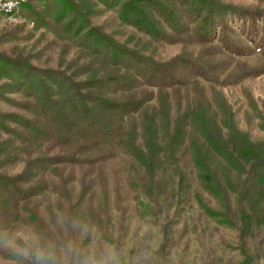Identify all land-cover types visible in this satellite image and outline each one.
Masks as SVG:
<instances>
[{"label":"rangeland","instance_id":"1","mask_svg":"<svg viewBox=\"0 0 264 264\" xmlns=\"http://www.w3.org/2000/svg\"><path fill=\"white\" fill-rule=\"evenodd\" d=\"M74 1L89 12L92 27L99 28L127 48L157 63H166L181 55L201 57L205 63L217 65L215 74L219 83L197 78L192 80L195 85L189 84L176 91L165 90L162 96L167 97L170 106L169 131L161 127L159 101L162 96L157 88L143 84L130 91L113 87L105 91L94 90L95 94L110 101H125L132 97L140 99L142 96L153 94L151 100L131 117L136 144L145 151L141 119L145 111L148 115H156L154 123L157 125L155 145L158 151V178L153 182H146L145 179L144 183H135L136 176L127 163L133 157L124 152L118 144L112 151V157L102 165L85 166L82 170L77 166H66L62 176H57L51 170L27 169L28 163L36 157L51 158L62 154L63 147L48 151L49 142L33 139L23 128L6 120L5 124L23 133V137L21 140L8 138L0 132V141L8 139L6 147L10 152V162L3 167L2 172L12 178L23 175V179L18 182L23 188L40 180L47 184V188L37 192L33 198L41 221L34 220L20 208L24 217L29 216V221L23 218L18 222H10L6 230L16 232L18 229H27L44 235L55 234L72 238L74 234L61 228L58 221L61 218L74 219L94 226L106 238L116 237L117 241L126 242L131 249L130 264L145 246L155 250L156 264H264V198L255 206V211L251 212L248 201H254L253 190L249 189L248 198L240 206L235 202L237 195L229 193L232 224L228 222L229 217L214 218L204 212L197 199L198 192L213 209L221 208L199 185L190 147V119L184 120L178 134L174 131L175 119L189 106L193 107L197 102V95L200 94L211 105V112H216L218 121L223 114L217 106V103L221 102L230 109L239 132L246 134L255 145L264 142V0H216L233 7V10L228 11L223 18L216 17L214 30L203 39L197 36L195 25L184 17L183 20L189 24V29L184 32L183 41L179 43L156 41L133 25L122 22L119 15L122 5L106 8L99 0ZM174 1L176 9L183 11L184 8L182 9L178 0ZM49 10L51 14L55 13L53 8ZM39 11L47 23L55 26L47 10ZM31 13L20 9L17 14L0 18V53L12 58L29 57V65L36 70L34 74H39L43 82L51 88L53 99H64L69 106L70 100L54 81L47 78V73L64 72L70 76L75 69L69 68L71 61L76 60V64L80 66L90 58L80 52L75 41L63 40L52 29L34 19ZM14 33H17L19 39L6 41ZM3 36L6 38L3 39ZM228 40L234 43L235 47L246 48L249 54H233L225 47ZM256 70V74L238 83L232 82L242 73ZM88 75L80 74L73 77V80L80 82ZM8 77L9 75L2 71L0 88L5 84L13 85ZM2 95L4 98L0 100V113H17L31 121L43 120L38 108L29 111L14 104L36 103L23 90L6 88ZM63 108L67 109L65 106ZM126 122V117L122 121L120 117L113 115L108 121V126L118 128L125 126ZM223 133L227 139V130L224 129ZM199 144L203 148L204 156L221 174L223 168L227 167L226 163L209 150L203 140L199 139ZM37 147L42 148L41 152L36 150ZM136 167L140 168L137 164ZM139 173L144 176V169L140 168ZM235 178L236 174L233 172L232 179ZM62 183H66L67 193L57 188V185ZM146 187L150 190L148 194ZM245 213H248L251 219L243 240V250L241 230ZM0 264H20V261L10 250L0 248Z\"/></svg>","mask_w":264,"mask_h":264},{"label":"trees","instance_id":"2","mask_svg":"<svg viewBox=\"0 0 264 264\" xmlns=\"http://www.w3.org/2000/svg\"><path fill=\"white\" fill-rule=\"evenodd\" d=\"M99 1L106 8L122 5L119 12L122 22L133 25L156 41L164 40L169 43L183 41V34L189 29V24L183 20L184 17L195 25L198 30L197 36L203 39L214 30L216 17L223 18L228 11L233 10V7L223 5L216 0H178L182 9L184 8L180 12L176 9L174 0ZM52 8L55 13L51 14L49 9ZM22 9L32 12L34 19L52 29L63 40L75 41L80 52L90 58L87 63L80 66L76 64V60L71 61L69 68L74 67L75 69L70 76L64 72L50 71L47 73V78L54 81L70 100V105L67 106L64 99L58 101L53 99L51 88L43 82L39 74H34L36 70L29 65V57L12 58L0 53V74L2 71L6 72L13 84L12 86L5 84L0 88V100L4 98L2 92L6 88L8 90L12 88L15 91L23 90L36 103L11 102L29 111L38 108L43 116V120L31 121L17 113H0V132L8 138L15 137L21 140L23 133L5 124V121L9 120L23 128L33 139L49 142L48 151L63 147L62 154L51 158L36 157L28 163L27 169L41 168L62 176L66 166H77L82 170L85 166L102 165L112 157V151L118 144L124 152L133 157L127 163L136 176L135 183H144L145 179H147L146 182H153L158 178L156 160L158 151L155 145L157 125L154 123L156 115L153 113L148 115L145 111L141 119L145 151L136 144L135 129L131 126L132 115L140 111L151 100L153 94L142 96L140 99L132 97L125 101H110L95 94L94 90L105 91L113 87L122 91H130L135 86L147 84L157 88L162 96L167 89L176 91L189 84L195 85V81L192 80L197 78L218 84L219 79L215 74L217 65L205 63L201 57L193 58L188 55H181L166 63L152 61L115 41L99 28L92 27L89 12L81 8L74 0H28L22 5ZM39 9L48 11L55 26L47 23ZM4 38L6 37L3 36ZM18 39L17 33H14L6 41ZM235 46L229 40L225 45L235 55L249 54L246 48ZM95 65L97 67H94ZM84 73L89 74L85 80L80 82L73 80V77ZM256 73L257 70L244 72L232 82L238 83ZM166 98L162 96L159 105L162 116L161 127L169 131L170 106ZM64 106L67 107L66 110ZM217 106L223 113L220 121H218L216 112H211V105L202 95L198 94L195 105L189 106L182 115L175 119L174 131L178 134L184 120L190 119V147L199 185L208 192L221 209H213L203 200L199 192L198 202L201 209L211 217H229L228 222L232 224L230 194L237 195L235 202L240 206L248 198L249 189L253 190L254 201H248L251 212L255 211V206L264 198V142L258 145L253 144L246 134L238 131L230 109L221 102L217 103ZM178 110L179 105H177ZM113 115H117L122 121L126 117L125 126L118 128L108 126V121ZM262 128L264 129V117ZM224 129L229 134L227 139L224 138ZM199 139L203 140L209 150L226 163L227 167L223 168L221 174L204 156ZM7 143L8 139L0 141V231L6 230L10 222H18L23 218L29 221V216L24 217L20 208L28 215L30 214L34 220H40L36 201L33 198L37 192L47 188L43 180L23 188L18 184L23 179V175L12 178L2 172L3 167L10 162ZM36 150L41 152L42 148L37 147ZM136 164L144 169V176L139 173L140 168L136 167ZM62 166L63 168L60 169ZM233 172L236 174L235 179H232ZM57 188L67 193L66 183L57 185ZM148 191L150 190L146 187V194ZM18 203H21V207ZM243 219L241 243L244 250L245 241L243 240L247 235L251 218L248 213H245ZM163 232H166V227Z\"/></svg>","mask_w":264,"mask_h":264},{"label":"clouds","instance_id":"3","mask_svg":"<svg viewBox=\"0 0 264 264\" xmlns=\"http://www.w3.org/2000/svg\"><path fill=\"white\" fill-rule=\"evenodd\" d=\"M58 223L74 236H49L27 229L3 230L0 248L10 250L20 264H130L131 249L126 242L106 238L97 228L79 220L61 218ZM132 264H156L155 250L145 246Z\"/></svg>","mask_w":264,"mask_h":264},{"label":"built area","instance_id":"4","mask_svg":"<svg viewBox=\"0 0 264 264\" xmlns=\"http://www.w3.org/2000/svg\"><path fill=\"white\" fill-rule=\"evenodd\" d=\"M26 2L27 0H0V18L3 17V10H8V8H15L17 14Z\"/></svg>","mask_w":264,"mask_h":264},{"label":"bare ground","instance_id":"5","mask_svg":"<svg viewBox=\"0 0 264 264\" xmlns=\"http://www.w3.org/2000/svg\"><path fill=\"white\" fill-rule=\"evenodd\" d=\"M14 14H16L15 8H8V10H3V17H10Z\"/></svg>","mask_w":264,"mask_h":264}]
</instances>
